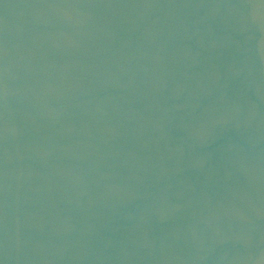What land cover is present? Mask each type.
<instances>
[{"label":"water","instance_id":"obj_1","mask_svg":"<svg viewBox=\"0 0 264 264\" xmlns=\"http://www.w3.org/2000/svg\"><path fill=\"white\" fill-rule=\"evenodd\" d=\"M0 264H264V0H0Z\"/></svg>","mask_w":264,"mask_h":264}]
</instances>
